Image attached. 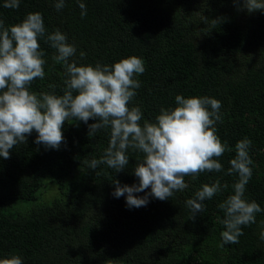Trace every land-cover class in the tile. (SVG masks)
<instances>
[{
	"label": "trees",
	"instance_id": "obj_1",
	"mask_svg": "<svg viewBox=\"0 0 264 264\" xmlns=\"http://www.w3.org/2000/svg\"><path fill=\"white\" fill-rule=\"evenodd\" d=\"M83 2L87 15L81 18L77 0H66L60 11L56 0H22L17 9L0 0V19L11 26L41 13L47 34L60 29L77 46L72 59L79 64L142 58L145 71L136 77L141 87L129 104L141 107V124L153 122L161 107L174 108L178 94L219 100L216 134L231 151L218 158L223 172L185 176L188 187L168 200L128 209L124 197H113L112 182L138 183L133 169L142 153L129 149V165L119 173L104 164L92 170L88 164L102 157L110 128L91 135L82 121L69 119L58 150L34 143L33 131L8 159L0 158V258L19 255L24 264H264V213L243 227L238 243L222 247L218 207L233 193L238 176L227 174L229 162L236 143L247 137L254 166L245 196L264 208V13L240 10L241 0ZM38 42L45 78L35 79L30 90L62 95L64 66L53 59L56 50L46 38ZM45 180L60 191L50 202L37 195ZM217 180L228 187L193 218L186 201ZM22 204L30 206L12 210Z\"/></svg>",
	"mask_w": 264,
	"mask_h": 264
},
{
	"label": "clouds",
	"instance_id": "obj_2",
	"mask_svg": "<svg viewBox=\"0 0 264 264\" xmlns=\"http://www.w3.org/2000/svg\"><path fill=\"white\" fill-rule=\"evenodd\" d=\"M22 0H4L3 7L17 9ZM66 0H56L57 11L65 7ZM81 18L87 15L83 0H77ZM237 7L248 13H264V0H241ZM56 50L53 59L64 66L63 94L31 91L32 82L45 78V52L41 39ZM77 46L69 42L60 29L47 34L44 18L39 12L28 13L24 19L6 26L0 19V158L8 159L10 150L27 142L33 131L34 143L46 150H58L64 141L62 127L69 119L82 121L89 134L110 128L108 147L100 159H92L88 167L95 170L104 164L119 173L129 165L128 151L143 154L133 169L138 183L121 185L114 179L112 195L124 197L128 209L146 207L151 199L168 200L188 185L184 177L203 172H223L220 158L231 151L227 141L216 134L221 120L219 100L208 96H175L174 108H160L153 122L145 120L139 106H129L141 87L136 77L145 71L144 61L129 56L111 65L79 64ZM80 52L81 59L85 57ZM53 87L54 86H50ZM95 122L89 124V120ZM252 141L245 137L235 145V158L230 160L228 175L236 174L233 193L219 209L224 216L221 223V246L238 243L243 227L256 223V216L264 208L245 196L246 186L253 175L254 162L250 156ZM219 180L204 184L193 198L186 201L193 218L205 211L204 202L222 188ZM147 190V191H146ZM143 193V195H139ZM259 234L264 241V222ZM0 264H24L19 255L0 258Z\"/></svg>",
	"mask_w": 264,
	"mask_h": 264
},
{
	"label": "rangeland",
	"instance_id": "obj_3",
	"mask_svg": "<svg viewBox=\"0 0 264 264\" xmlns=\"http://www.w3.org/2000/svg\"><path fill=\"white\" fill-rule=\"evenodd\" d=\"M60 194V191L58 190L57 185L49 180H45L43 186L38 191V199L42 200L43 202H50L53 197L58 196ZM30 206V204H22V206L15 205L12 207V210L17 211L20 207L22 209H27Z\"/></svg>",
	"mask_w": 264,
	"mask_h": 264
}]
</instances>
